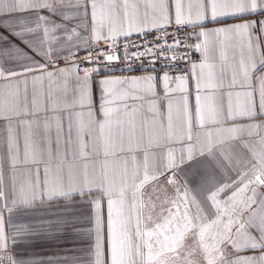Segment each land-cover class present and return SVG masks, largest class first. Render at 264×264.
I'll use <instances>...</instances> for the list:
<instances>
[{
    "label": "snow or ice",
    "instance_id": "6c2138e0",
    "mask_svg": "<svg viewBox=\"0 0 264 264\" xmlns=\"http://www.w3.org/2000/svg\"><path fill=\"white\" fill-rule=\"evenodd\" d=\"M0 264H264V0H0Z\"/></svg>",
    "mask_w": 264,
    "mask_h": 264
},
{
    "label": "crops",
    "instance_id": "0c3cea01",
    "mask_svg": "<svg viewBox=\"0 0 264 264\" xmlns=\"http://www.w3.org/2000/svg\"><path fill=\"white\" fill-rule=\"evenodd\" d=\"M239 22H241V21H238V20H228V21H226V23H229V24H231V23H239ZM214 26H219V25H209V27H214ZM195 60L198 61L199 57L196 58ZM60 66H63V65H60ZM132 74L141 75L142 73L135 72V73H132ZM116 75H122V73L117 72ZM96 79L98 80L99 77H97ZM105 211H106V209H105ZM65 247H71V245H67ZM29 251L35 252L39 256H50L54 252L60 251V249L39 245V246H37V247H35L33 249H30Z\"/></svg>",
    "mask_w": 264,
    "mask_h": 264
},
{
    "label": "built area",
    "instance_id": "2783aa9c",
    "mask_svg": "<svg viewBox=\"0 0 264 264\" xmlns=\"http://www.w3.org/2000/svg\"><path fill=\"white\" fill-rule=\"evenodd\" d=\"M189 31H191V29H189ZM148 39L151 40L152 37L149 36ZM137 42H138V41H137ZM79 55H80L81 57H83V56L85 55V53H84V52H81ZM198 57H199V54H198V53H193V59H194V60H195L196 58H198ZM138 64H139V62H137V66H138ZM60 65H63V61H61ZM181 67H183V65H181Z\"/></svg>",
    "mask_w": 264,
    "mask_h": 264
}]
</instances>
